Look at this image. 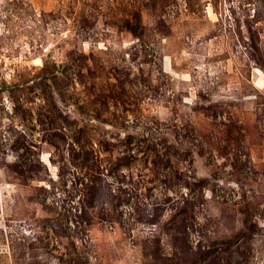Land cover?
<instances>
[{
	"label": "rangeland",
	"instance_id": "obj_1",
	"mask_svg": "<svg viewBox=\"0 0 264 264\" xmlns=\"http://www.w3.org/2000/svg\"><path fill=\"white\" fill-rule=\"evenodd\" d=\"M0 264H264V0H0Z\"/></svg>",
	"mask_w": 264,
	"mask_h": 264
}]
</instances>
